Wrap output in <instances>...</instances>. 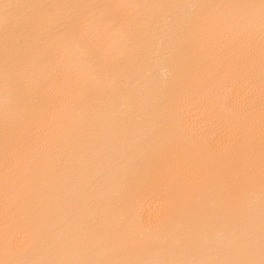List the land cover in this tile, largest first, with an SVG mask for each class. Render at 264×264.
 Listing matches in <instances>:
<instances>
[{"label":"bare ground","instance_id":"bare-ground-1","mask_svg":"<svg viewBox=\"0 0 264 264\" xmlns=\"http://www.w3.org/2000/svg\"><path fill=\"white\" fill-rule=\"evenodd\" d=\"M0 264H264V0H0Z\"/></svg>","mask_w":264,"mask_h":264}]
</instances>
